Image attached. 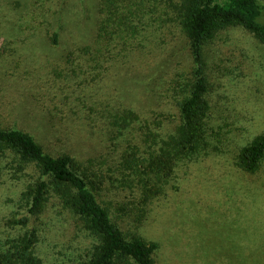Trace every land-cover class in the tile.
Returning a JSON list of instances; mask_svg holds the SVG:
<instances>
[{"label": "rangeland", "instance_id": "rangeland-1", "mask_svg": "<svg viewBox=\"0 0 264 264\" xmlns=\"http://www.w3.org/2000/svg\"><path fill=\"white\" fill-rule=\"evenodd\" d=\"M184 11L181 0H0V129L69 156L122 236L156 245L153 264H264V156L239 164L264 135V43L217 24L186 127L198 65ZM74 200L0 145V264H88L101 239Z\"/></svg>", "mask_w": 264, "mask_h": 264}, {"label": "trees", "instance_id": "trees-1", "mask_svg": "<svg viewBox=\"0 0 264 264\" xmlns=\"http://www.w3.org/2000/svg\"><path fill=\"white\" fill-rule=\"evenodd\" d=\"M184 5L187 38L191 42L198 68L193 89L181 105L180 117L186 127L196 110L205 84L201 76L199 51L203 41L208 39L219 23L236 22L244 30L264 43V12L256 0H181ZM0 145L12 149L22 160L35 165L43 175L71 188L75 200V212L84 218L90 228L100 236L101 244L94 258L88 264H111L116 256L132 259L136 264H153L150 255L155 250L153 243L145 244L136 237L125 239L119 229L110 221L109 215L96 201L85 181L72 169V159L67 155L52 157L42 150L34 138L18 129H0ZM264 156V135L241 149L239 164L246 171H252ZM42 184L32 198L31 212L40 204Z\"/></svg>", "mask_w": 264, "mask_h": 264}]
</instances>
